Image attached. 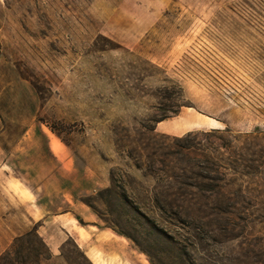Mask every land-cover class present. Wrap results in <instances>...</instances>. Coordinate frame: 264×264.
Here are the masks:
<instances>
[{
	"label": "rangeland",
	"instance_id": "1",
	"mask_svg": "<svg viewBox=\"0 0 264 264\" xmlns=\"http://www.w3.org/2000/svg\"><path fill=\"white\" fill-rule=\"evenodd\" d=\"M74 224L97 264H264V0H0V255L81 264Z\"/></svg>",
	"mask_w": 264,
	"mask_h": 264
},
{
	"label": "trees",
	"instance_id": "2",
	"mask_svg": "<svg viewBox=\"0 0 264 264\" xmlns=\"http://www.w3.org/2000/svg\"><path fill=\"white\" fill-rule=\"evenodd\" d=\"M220 132V130L212 131V133L216 134ZM221 148L225 149V152H222L220 150ZM221 148L219 150L215 149L218 156H214V159H217L221 163L224 162V164H222L224 170L237 173L240 167L237 160V156L239 155L238 151L232 146L222 145ZM217 172L222 173L220 169L217 170ZM77 219L81 221L79 218ZM65 245L66 244H64L63 249ZM75 250L79 255V259L82 261L81 264H93L86 253L77 244H75ZM63 257L67 264H73L70 258L65 256V254ZM52 258L53 255L49 247L39 236L37 230L34 229L15 239L10 249L0 255V264H55L52 262Z\"/></svg>",
	"mask_w": 264,
	"mask_h": 264
},
{
	"label": "crops",
	"instance_id": "3",
	"mask_svg": "<svg viewBox=\"0 0 264 264\" xmlns=\"http://www.w3.org/2000/svg\"><path fill=\"white\" fill-rule=\"evenodd\" d=\"M205 123L202 122L199 126H196L195 124L193 126H186L185 124H179L175 125L172 123H169L167 121H162L157 124L156 130L162 134H184L191 132L193 130H199L203 128ZM214 129L213 127H211ZM53 149L58 152L60 149V145L58 141H54ZM76 227V228H74ZM76 231L78 236V245L81 249L86 253V255L89 257V259L94 263L97 264L99 262V257H96L97 262L93 259L91 254H93V248L102 249L106 252L107 256L109 255V251L113 249H116L117 244L116 240L110 237L107 232L104 230H98L97 233L93 232L92 230L85 229L83 227H78L77 224L71 225L70 227H66V231L68 235H72L71 231ZM109 237V239H107ZM84 244V247L82 244ZM121 245V244H120Z\"/></svg>",
	"mask_w": 264,
	"mask_h": 264
}]
</instances>
